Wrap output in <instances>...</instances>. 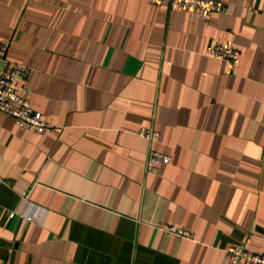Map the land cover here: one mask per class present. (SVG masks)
<instances>
[{"label": "crops", "instance_id": "obj_1", "mask_svg": "<svg viewBox=\"0 0 264 264\" xmlns=\"http://www.w3.org/2000/svg\"><path fill=\"white\" fill-rule=\"evenodd\" d=\"M217 1L0 0L5 58L32 69L15 86L48 125L36 135L0 112V264L264 255V0ZM209 43L237 61L206 57ZM149 148L169 157L155 174Z\"/></svg>", "mask_w": 264, "mask_h": 264}, {"label": "built area", "instance_id": "obj_2", "mask_svg": "<svg viewBox=\"0 0 264 264\" xmlns=\"http://www.w3.org/2000/svg\"><path fill=\"white\" fill-rule=\"evenodd\" d=\"M147 2L152 6L179 7L203 13H217L222 10V4L217 0H147ZM6 48V44H0V112L10 117L16 127L39 135L48 128V125L39 113L30 108L26 89L23 86H15L16 82H25L32 69L8 62L5 58ZM203 54L208 58L230 64H234L239 56L234 48L212 43L206 45ZM137 136L151 144L157 133L150 128H140ZM168 162L167 155L149 148L144 157V168L148 173L155 174L159 166ZM163 231L178 241L192 239V234L182 228L167 226ZM224 258L230 264H264V255L252 254L235 246H227L224 249Z\"/></svg>", "mask_w": 264, "mask_h": 264}]
</instances>
